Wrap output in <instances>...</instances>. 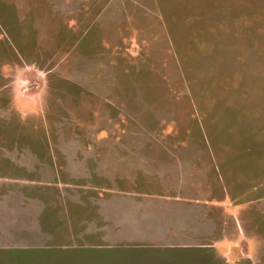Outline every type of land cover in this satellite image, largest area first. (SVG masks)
<instances>
[{
  "label": "rangeland",
  "instance_id": "obj_1",
  "mask_svg": "<svg viewBox=\"0 0 264 264\" xmlns=\"http://www.w3.org/2000/svg\"><path fill=\"white\" fill-rule=\"evenodd\" d=\"M0 264H264V0H0Z\"/></svg>",
  "mask_w": 264,
  "mask_h": 264
}]
</instances>
